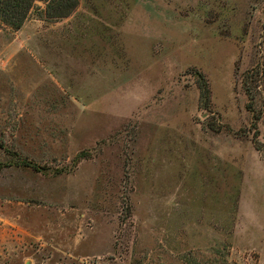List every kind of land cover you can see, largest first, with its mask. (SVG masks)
Instances as JSON below:
<instances>
[{
	"label": "rangeland",
	"instance_id": "obj_1",
	"mask_svg": "<svg viewBox=\"0 0 264 264\" xmlns=\"http://www.w3.org/2000/svg\"><path fill=\"white\" fill-rule=\"evenodd\" d=\"M47 2L0 20V264H264V0Z\"/></svg>",
	"mask_w": 264,
	"mask_h": 264
},
{
	"label": "trees",
	"instance_id": "obj_2",
	"mask_svg": "<svg viewBox=\"0 0 264 264\" xmlns=\"http://www.w3.org/2000/svg\"><path fill=\"white\" fill-rule=\"evenodd\" d=\"M46 11L52 17H66L76 8L79 0H47ZM36 0H0V20L14 29H20L26 21ZM200 78L202 97L209 100L211 90L201 71H196Z\"/></svg>",
	"mask_w": 264,
	"mask_h": 264
}]
</instances>
